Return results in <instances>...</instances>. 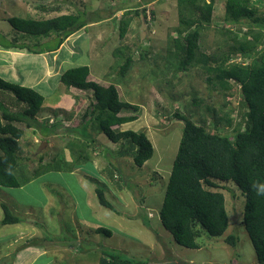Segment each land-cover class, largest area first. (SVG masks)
I'll use <instances>...</instances> for the list:
<instances>
[{
    "label": "rangeland",
    "instance_id": "rangeland-1",
    "mask_svg": "<svg viewBox=\"0 0 264 264\" xmlns=\"http://www.w3.org/2000/svg\"><path fill=\"white\" fill-rule=\"evenodd\" d=\"M225 1L213 0L211 22L199 35L198 51L211 58L224 56L237 45L220 25L241 41L251 34L244 33L253 22L250 18L225 22ZM251 4L257 15L264 16V0H251ZM181 10L186 14L177 0H0V43L5 44L13 41L15 33L7 17L45 19L78 14L84 26L79 32L75 30L71 43L58 53L57 71L87 65L89 80L115 86L120 100L138 106L120 113L134 114L137 119L119 128L143 132L153 146L151 157L137 166L132 157L119 153L122 141L113 142L101 132L95 115L89 114L85 124L81 113L94 101L92 90H71L72 108L77 111L70 122L72 129L56 130V134L51 116L41 112L35 127L18 123L23 129L15 171L20 186H0V264H98L102 252L144 264H262L242 222L245 198L232 182L225 183L222 190L228 227L221 236L202 237L199 249L176 243L159 218L183 127L173 112L188 115L207 131L230 133L247 110L241 107L238 86L229 90L211 87L199 64L193 63L186 70L177 68L179 57L172 56L169 49L173 37L179 35ZM252 30L264 38L262 27ZM26 36L24 43L31 51L55 44L53 34ZM259 46L252 52L260 54L264 47ZM48 54H44L46 59L37 55L13 58L1 71L8 76L10 67L16 78H3L34 88L44 96V102L55 101L49 96H59L62 83L55 70L44 69V60L57 59L55 52L52 57ZM126 56L131 57V64L122 75L119 68ZM230 56L232 61L252 63L235 52ZM15 100L10 91L0 89L2 106L18 111L22 103ZM56 115L52 118L59 128L64 120ZM226 116L231 125L223 119ZM43 142L45 146L38 151ZM95 187L103 189L114 210L98 203ZM2 203L21 222L2 224ZM98 226L109 229L111 236L96 233ZM228 234L237 235L239 240L229 244L225 240Z\"/></svg>",
    "mask_w": 264,
    "mask_h": 264
},
{
    "label": "trees",
    "instance_id": "trees-1",
    "mask_svg": "<svg viewBox=\"0 0 264 264\" xmlns=\"http://www.w3.org/2000/svg\"><path fill=\"white\" fill-rule=\"evenodd\" d=\"M225 2L224 13L228 19L225 22L231 24L238 23L241 18L252 19V24L244 32L251 33V36L248 34L247 37L245 34L247 38L238 40L234 32L220 25L222 30L231 34V39L236 41L237 45L231 46L224 56L211 58L206 53L198 51V41L201 29L211 22L213 0H177L180 7L187 12L183 15L181 10L180 26L177 30L179 35L173 37V47L169 51L172 56L179 57L177 64L179 70H186L193 63L201 65L207 73L206 81L211 87L229 90L233 85L238 86L241 107L247 110L242 113L243 121H239L230 133L207 131L204 125L196 124L188 115L178 111L173 112V117L182 121L183 127L159 209V218L176 243L187 248L199 249L202 246V237L221 236L228 227L229 220L222 190L225 188L223 186L225 183L232 182L245 198L242 222L256 258L263 264L264 49H259L260 54L253 53L252 49L263 44L264 38L262 39L261 32H254L252 29L262 27L264 30V16L256 14V7L251 4V0ZM6 20L17 33L22 35L56 36L54 46L41 49L42 51L55 50L67 36L84 25L79 21V15L72 13H63L45 19L10 16ZM252 25L255 27L253 28ZM17 40L14 38L12 42L3 45L31 51L24 42ZM234 52L243 59H252V63L232 61L233 57L231 58L230 53ZM130 64L131 57L126 56L119 72L123 75ZM88 75L89 67L78 65L63 70L58 80L66 87L92 90L94 101L89 103L83 113L84 123L86 124L89 114L95 115L94 120L102 133L113 142L122 141L119 153L132 157L134 163L141 166L153 153L151 141L143 132L113 128L137 119L134 114L120 115V113L130 108L137 110L138 106L120 100L117 89L112 84L103 86L89 80ZM0 89L10 91L15 101L22 103L18 111L10 110L0 103V186L18 187L20 181L15 171L19 164V139L23 134V129L18 123L24 124L25 127H35L40 123L37 113L44 96L32 87L1 76ZM223 119L227 125H231V118L226 116ZM242 123L243 129H241ZM59 168L60 166L57 167ZM94 190L98 203L114 210L106 199L103 189L95 187ZM2 209L4 212L2 224L21 222L6 204L2 203ZM94 231L107 237L112 234L103 226L94 228ZM225 240L234 245L239 237L228 234ZM98 264L144 263L113 252H102Z\"/></svg>",
    "mask_w": 264,
    "mask_h": 264
},
{
    "label": "crops",
    "instance_id": "crops-1",
    "mask_svg": "<svg viewBox=\"0 0 264 264\" xmlns=\"http://www.w3.org/2000/svg\"><path fill=\"white\" fill-rule=\"evenodd\" d=\"M83 26L80 29H77L76 31L79 32L83 28ZM73 34H75V31H73L69 36H67L66 39L59 45V47H57L55 50H50V51L39 50L40 52L39 51L35 52V51H29L28 49H25V48L18 49V48H15V47H5L4 45H2L3 43H0V76L4 77V78H8V79L13 80V81L15 80L16 74H14L13 70H11L10 67L8 68L9 72L6 73V74H8V76H5L3 74V71H1V69H3V68L5 69V68H7L9 66V64L11 63V60L13 61V58L20 59V57L23 56V55H25V57L26 56L37 55L38 57L42 56V57L45 58L44 54H46V53H49L48 54L49 57L50 56L52 57L54 55L53 54L54 52L57 55V59L51 58V60H48V61L44 60V63H43L44 64V69H46L49 72L52 71L53 73H54V70H55L56 76H57V74L60 75L59 73H61L62 71H60V72L57 71L58 67H59V63H57V61H60L58 59V56H59L58 53L65 47L66 44L68 45V42L71 43L70 38L73 36ZM26 35L27 34L22 35V33H17L15 31V33L12 34V37L18 39L17 40L18 42H25V39L28 41V39L25 38V37H27ZM28 36H31V35H28ZM67 48H68V46H67ZM6 54L7 55L9 54V55L6 56ZM16 73H17V70H16ZM41 76H39L38 78H35V81H36L35 83L39 82L38 79H41ZM20 84H23V83H20ZM72 89H77L79 91H82V89H78V88H75V87H66L63 84L61 86L59 85L58 91H60L61 94H59V96H58L56 93H54V94L52 93V95L49 96V98L50 97H54L55 101L46 100L45 99L46 101L45 102L43 101V103L41 105V108H40V110L38 112V114L41 112V114H47L48 117L51 116V119L53 120V122H51L50 124H53V126L55 125L54 124L55 123V121H54L55 118H52L53 113L57 112V115H56L57 119L59 117H61L64 120V122H63L64 125L63 126H61L59 128L57 126H55V128H53V132H55V133L57 132L56 130H58V132H59L62 129H72V127H73L72 125H70V122H71V119H73V117L75 118V115L77 114V111L73 110V108H72L73 107V103H74V99H72L70 97V93H71ZM90 101H92V100L90 99ZM88 105L85 106L84 111H82L83 113L86 111ZM20 106H22V104H20ZM74 111H75V113H74ZM83 113H81V117L82 118H83ZM63 116H64V118H63ZM87 122H89V119H87ZM123 125H124V123L121 124V126H123ZM117 127H118L119 130H122V129L119 128L120 126H117ZM59 133H61V132H59ZM72 145L74 146V144H72Z\"/></svg>",
    "mask_w": 264,
    "mask_h": 264
},
{
    "label": "water",
    "instance_id": "water-1",
    "mask_svg": "<svg viewBox=\"0 0 264 264\" xmlns=\"http://www.w3.org/2000/svg\"><path fill=\"white\" fill-rule=\"evenodd\" d=\"M45 144H46V143L43 142V143L40 145V147L38 148V151H39L42 147H44Z\"/></svg>",
    "mask_w": 264,
    "mask_h": 264
},
{
    "label": "built area",
    "instance_id": "built-area-1",
    "mask_svg": "<svg viewBox=\"0 0 264 264\" xmlns=\"http://www.w3.org/2000/svg\"><path fill=\"white\" fill-rule=\"evenodd\" d=\"M261 46H262V47H264V43H263V44H260V46H259V47L261 48Z\"/></svg>",
    "mask_w": 264,
    "mask_h": 264
}]
</instances>
